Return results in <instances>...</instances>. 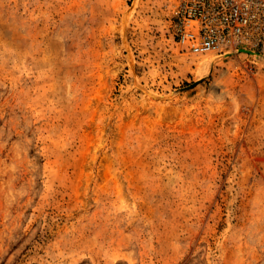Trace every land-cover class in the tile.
I'll return each mask as SVG.
<instances>
[{"label": "rangeland", "instance_id": "1", "mask_svg": "<svg viewBox=\"0 0 264 264\" xmlns=\"http://www.w3.org/2000/svg\"><path fill=\"white\" fill-rule=\"evenodd\" d=\"M172 2L0 0V264H264V57Z\"/></svg>", "mask_w": 264, "mask_h": 264}, {"label": "built area", "instance_id": "2", "mask_svg": "<svg viewBox=\"0 0 264 264\" xmlns=\"http://www.w3.org/2000/svg\"><path fill=\"white\" fill-rule=\"evenodd\" d=\"M171 22L175 40L192 52L264 57V0H173Z\"/></svg>", "mask_w": 264, "mask_h": 264}]
</instances>
